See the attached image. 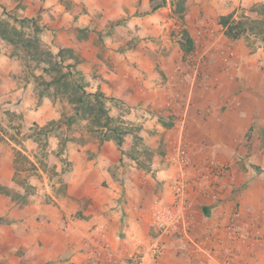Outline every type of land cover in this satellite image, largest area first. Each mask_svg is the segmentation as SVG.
Here are the masks:
<instances>
[{"label":"crops","instance_id":"crops-1","mask_svg":"<svg viewBox=\"0 0 264 264\" xmlns=\"http://www.w3.org/2000/svg\"><path fill=\"white\" fill-rule=\"evenodd\" d=\"M0 2L8 10L17 9L20 18H35L44 44L56 51L72 49L76 60L69 55V61H77L91 90L119 98L131 110L126 119L146 143L162 142L165 151L161 166L127 168L118 166L125 154L113 139L105 140L93 157L83 146L81 152H70V159L78 161L79 156L80 161L64 174V193L45 183L52 199L45 195L47 200L40 196L34 203H17L8 193L21 189L15 160L9 145L0 142V215L11 231L0 237L5 244L11 237L19 241L18 253L6 254L8 263L264 264V17H252L259 30H250L252 25L231 37L227 26L219 32L223 24H213V16L207 19L211 14L189 13L185 28L204 55L191 61L183 44L165 32L167 23L155 18L160 9L140 15L139 0ZM148 3L150 7V0H144L141 7ZM256 3L264 0L243 1L246 6ZM127 16L128 38L136 46L130 51L120 49L124 39L108 34L102 44L107 53L101 56L102 46L80 33L85 27L95 35L107 33L109 23ZM146 21L148 26L139 29ZM245 34L261 42L245 40ZM27 92L21 86L14 93ZM181 144L191 160L185 170L176 162ZM183 174L191 183L178 207H183L182 221L175 231H161L155 214L175 204V181ZM88 235L106 243L102 257L85 253ZM159 242L161 255L153 258L152 248Z\"/></svg>","mask_w":264,"mask_h":264},{"label":"rangeland","instance_id":"rangeland-1","mask_svg":"<svg viewBox=\"0 0 264 264\" xmlns=\"http://www.w3.org/2000/svg\"><path fill=\"white\" fill-rule=\"evenodd\" d=\"M124 1L129 2L130 0ZM143 1L139 0L140 9L138 13L140 15L155 12L156 10H151L152 6L161 0H150V7L149 3L146 7H141ZM234 1L236 0H203L200 3L194 0L192 3H186L185 22L186 15L189 13L194 17L198 13L201 15L211 14L207 19L209 20L213 16V24L214 20L220 23L224 16L232 15L235 20H247V28L253 25L255 26L253 27L254 30H259L260 26L254 23L255 20L253 21L252 17H264V3L246 6L243 5L244 0H237L238 4L232 7L231 3ZM172 2V0H167V3L159 8L160 14L156 15L155 18H160L161 23H167L165 32L172 40L181 42L184 48L183 28L185 25L182 23V15L176 11ZM18 16L22 15L18 13L17 9L8 10L0 2V26H3L0 28V32L4 34L3 29L10 26L22 30L25 38L32 36L33 27L30 25L22 28L20 22L15 19ZM101 16L99 15V17ZM129 20L130 16H127L109 23L106 28L107 33L97 32L95 35L89 27L82 28L80 33L88 39H94L96 45L101 46L102 44L105 45L108 34L112 38L124 39L126 42L120 49L124 52L127 49L130 51L136 46H133L134 41L129 39L130 29L127 28L129 27ZM149 23L148 21L143 24L139 23V29L145 25L148 26ZM117 26L121 28V32L116 31ZM224 27L222 25L219 32H224L226 30ZM245 37V40L261 42L252 34H245ZM103 46L100 53L101 56L105 57L107 51ZM259 46H261L260 43ZM146 49L142 48L143 51ZM35 51L34 48L33 52L27 53L22 48V43L13 45L0 34V142L9 145L15 160L16 181L21 189H11L8 193L12 195L14 200H17V203H34L40 196L42 200H47L44 198L45 195L52 199V196L45 190V183L58 190V193H64L66 188V183L63 181L64 174L68 170L74 169V163L77 161L70 159V152H76V150L81 152L82 147L86 146L88 154L93 157L99 152L100 145L105 140L113 139L118 144L119 136H122L123 144L121 147L119 144L118 146L125 155L119 161L118 166L130 168L133 164L151 169L157 162H160L159 166H161L164 161L162 156L165 155L163 143H146V139L144 135L140 134V130L126 119V116L131 113L130 108L113 95L104 94L100 96V100L102 99L103 102L99 103L95 96L86 94L96 91L91 90V82L88 80V76L81 71L79 73L76 67L77 63L74 60L69 61L72 49H65L64 61H61L57 56L58 51L42 41L38 53ZM200 53L201 49L194 41L193 48L190 51H185V57L194 54L198 57L201 55ZM201 56L204 57L203 54ZM192 58L194 59V57ZM9 65H14L16 71L10 73L6 71L5 66ZM56 77L60 80H55ZM21 86H24L28 92L21 95L14 93L15 89ZM69 96H73L76 100L83 96V102L73 103ZM102 105L106 109V113L102 112V114L97 115L96 112ZM91 110L94 113H91ZM85 111L86 117L83 115ZM107 114L109 125L103 127ZM165 116L163 115L164 118ZM25 120H33L34 124H26ZM39 120L43 122L41 126L37 123ZM25 151L33 158H30ZM75 158L78 159L77 162L80 161L79 156ZM132 160L136 164L132 163ZM222 168L229 169L226 164ZM116 178L120 179V176L118 175ZM181 178V175L176 178V185L181 181ZM125 183L123 177L120 184L124 186ZM6 224V219L0 215V234L2 237L11 232ZM11 240V243L9 240V243L5 244L0 237V264H14V262L8 263L5 259L6 254L13 257L14 254L18 253V237H11ZM6 245L7 249L15 245L12 253H5Z\"/></svg>","mask_w":264,"mask_h":264},{"label":"trees","instance_id":"trees-1","mask_svg":"<svg viewBox=\"0 0 264 264\" xmlns=\"http://www.w3.org/2000/svg\"><path fill=\"white\" fill-rule=\"evenodd\" d=\"M172 4L174 5V7L176 8V11H178L181 15H182V23L185 25V19H184V13L186 11V0H172ZM167 3V0H161L160 2H158L157 4H154L152 6V10H157L158 8L164 6ZM16 20H18V22H20L22 28L26 27V26H32L34 29V33L32 36H28V38H25V34L24 32H22V30H19L16 27H10L7 26V28L3 29V33L0 32V34L3 36L4 39H6L8 42H10L13 45H17L19 43H22V48L29 53L30 51L33 52V49L35 48V53H38L39 48L41 46V41H40V37H39V32L41 31V27L37 24L36 19L35 18H28V17H16ZM254 21V20H253ZM258 21H254V23H257ZM221 24H223V26H227V30H226V34L231 36V37H236L238 36L242 31H245L248 21L247 20H235L234 18H232V15H228V16H224L222 18V22H220ZM259 23V22H258ZM256 25H259V24ZM3 26H0V28ZM253 29L250 28V30ZM263 31V30H262ZM183 33L185 36V44H184V50L185 51H190L193 48L194 45V40L193 38L190 36L189 31L186 28H183ZM65 49H69V48H61L58 53L57 56L60 58L61 61H64V51ZM70 56L75 58L74 54L72 52H70ZM75 63H77V61H75ZM70 66V64H69ZM61 73V72H60ZM79 73H81L79 71ZM58 77V76H57ZM55 78L58 79V81L60 80V78ZM87 95H93L95 96L96 100L99 101V103H102V99L100 100V96H103L104 94L100 91H96V92H89L86 93ZM70 97V101L73 103H77L78 102H83V96L79 97L78 100H76L73 96H69ZM92 109V108H90ZM94 110V109H93ZM91 110V113H94V111ZM89 111V110H88ZM102 112L106 113V109L102 106L99 107V109L97 110L96 114L100 115V113L102 114ZM84 117H86L87 113L86 111L84 112ZM107 119L106 122L103 124V127L108 126L109 122V116L107 114ZM113 129V128H112ZM116 130H118L119 128H114ZM118 144L120 145V147L122 146V136L118 137Z\"/></svg>","mask_w":264,"mask_h":264},{"label":"built area","instance_id":"built-area-1","mask_svg":"<svg viewBox=\"0 0 264 264\" xmlns=\"http://www.w3.org/2000/svg\"><path fill=\"white\" fill-rule=\"evenodd\" d=\"M191 55V61H194ZM190 157L188 150L185 145L181 144L177 152L176 162L182 166V169L185 170L186 166L190 163ZM190 179L183 174L181 181L176 185V196H175V204L172 207H165L160 211H157L155 214L154 224L156 227L161 231H175L177 230L179 224L182 221V208H178L180 203L183 204L185 202L184 194L185 190L190 185ZM235 218H238L239 212L236 211L234 214ZM231 227L235 226V221L230 223ZM105 227L100 226L99 231L104 233ZM106 243H102L99 241L98 237L95 235H88L87 237L84 236L83 239V249L85 253L90 258L98 259L103 256L104 251L106 250ZM162 247L160 242L156 243V245L152 248V257L156 258L161 255ZM225 264H232L230 260H227Z\"/></svg>","mask_w":264,"mask_h":264}]
</instances>
